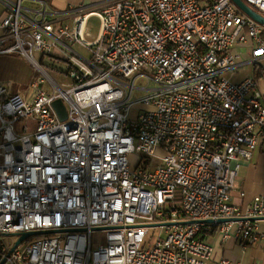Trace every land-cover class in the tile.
Wrapping results in <instances>:
<instances>
[{
    "label": "built area",
    "instance_id": "obj_1",
    "mask_svg": "<svg viewBox=\"0 0 264 264\" xmlns=\"http://www.w3.org/2000/svg\"><path fill=\"white\" fill-rule=\"evenodd\" d=\"M25 1L0 0V55L18 53L39 74L31 97L0 83V262L207 264L204 238L219 227L225 241L233 225L243 246L256 243L264 190L246 206L231 191L240 164L264 153V26L232 0H105L62 11ZM242 1L264 17V0ZM91 18L99 33L88 40ZM44 59L66 65L70 82L57 83ZM245 65L251 74L236 80ZM96 229L105 244L94 246ZM37 231L57 233L12 250L19 234Z\"/></svg>",
    "mask_w": 264,
    "mask_h": 264
},
{
    "label": "crops",
    "instance_id": "obj_2",
    "mask_svg": "<svg viewBox=\"0 0 264 264\" xmlns=\"http://www.w3.org/2000/svg\"><path fill=\"white\" fill-rule=\"evenodd\" d=\"M37 0H26L25 6L36 7ZM52 8L62 11L80 4L95 6L105 0H43ZM1 11V8H0ZM264 190V153H255L251 161H243L237 172L235 185L231 191V202L238 206H246ZM236 226L233 225L229 234L231 238L222 241L219 227H212L204 242L212 248L211 259L207 264H218L220 260H229L241 264H264V219L257 222L259 240L243 246L236 240Z\"/></svg>",
    "mask_w": 264,
    "mask_h": 264
},
{
    "label": "rangeland",
    "instance_id": "obj_3",
    "mask_svg": "<svg viewBox=\"0 0 264 264\" xmlns=\"http://www.w3.org/2000/svg\"><path fill=\"white\" fill-rule=\"evenodd\" d=\"M89 35L87 36L88 40H93L96 38V36L99 33V21L96 18H91L89 21ZM74 50L83 51L82 48L73 45L70 46ZM53 55L58 58L59 60H64L68 57V53H63L59 49H55ZM44 68L46 69V72L53 77L54 80L57 81V83L62 82H70V78H67L64 76L67 72V66L63 63H56L55 66L57 68L52 67L51 65L53 62L44 59L42 62ZM252 67L250 65H245L240 68L239 76L236 78V80H240L243 77L251 74ZM39 74L37 73L35 67L23 56H21L18 53H12V54H6V55H0V83L6 86L9 91L12 94H19L26 97H31L33 94V90L30 87L31 82L37 78ZM229 75L226 74L225 77H228ZM129 81V80H128ZM145 84L142 79H139L137 81V85ZM145 93L143 92H134L133 97L134 98H141ZM139 112L133 110L131 116L134 117L135 114H138ZM25 121L21 122L19 124L15 125V129L19 130L21 126L25 125ZM1 140V138H0ZM130 166H133L136 163V156L130 155L128 157ZM152 160H155L152 158ZM152 239L151 242H153L156 239L158 229L152 230ZM162 233H164V230H162ZM92 241L94 243V246L96 245H103L105 244V233L101 230L93 231L91 234ZM4 241L7 244H13L16 241L15 236H5Z\"/></svg>",
    "mask_w": 264,
    "mask_h": 264
},
{
    "label": "water",
    "instance_id": "obj_4",
    "mask_svg": "<svg viewBox=\"0 0 264 264\" xmlns=\"http://www.w3.org/2000/svg\"><path fill=\"white\" fill-rule=\"evenodd\" d=\"M232 2L235 4V6L240 9L243 13H245L247 16H249L251 19H253L255 22L258 24L264 26V17L261 15L257 14L253 10H251L242 0H232ZM52 108L56 112L59 120L64 121L67 118V112L65 109V106L63 105L62 101L57 99L52 103ZM239 221L237 218L233 219H219L216 224H222V223H227V222H236ZM192 223V222H189ZM205 223L207 224H214V222L210 220H206ZM166 225V224H162ZM156 226V225H153ZM100 230V229H96ZM54 233H57L56 231H37V232H29V233H21L18 235V239L15 242V245L13 246L12 250L18 246L21 242L35 236H42V235H52ZM16 236V234L12 235ZM4 260L0 262V264H3Z\"/></svg>",
    "mask_w": 264,
    "mask_h": 264
},
{
    "label": "trees",
    "instance_id": "obj_5",
    "mask_svg": "<svg viewBox=\"0 0 264 264\" xmlns=\"http://www.w3.org/2000/svg\"><path fill=\"white\" fill-rule=\"evenodd\" d=\"M52 67H54V65H51ZM247 245V244H246Z\"/></svg>",
    "mask_w": 264,
    "mask_h": 264
}]
</instances>
